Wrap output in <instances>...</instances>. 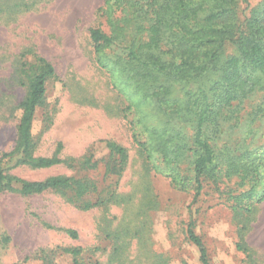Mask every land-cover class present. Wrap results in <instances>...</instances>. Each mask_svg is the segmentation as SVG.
<instances>
[{
	"label": "rangeland",
	"instance_id": "obj_1",
	"mask_svg": "<svg viewBox=\"0 0 264 264\" xmlns=\"http://www.w3.org/2000/svg\"><path fill=\"white\" fill-rule=\"evenodd\" d=\"M104 1L0 0V159L11 182L0 189V264H201L189 222L211 264H264V91L204 123L214 165L191 204L195 117L185 91L196 87L136 75L119 41L99 65L89 32L109 33ZM41 60L53 75L31 120V156L63 162L45 169L17 148ZM49 177L84 188L21 195L24 182Z\"/></svg>",
	"mask_w": 264,
	"mask_h": 264
},
{
	"label": "trees",
	"instance_id": "obj_2",
	"mask_svg": "<svg viewBox=\"0 0 264 264\" xmlns=\"http://www.w3.org/2000/svg\"><path fill=\"white\" fill-rule=\"evenodd\" d=\"M113 1L118 4L116 9ZM103 6L109 33L100 29L89 32L99 65L103 50L119 41L127 44L125 57L136 75H163L184 87L193 83L196 87V92L185 91V109L195 117L193 204L200 195L201 178L214 165V152L208 143L204 123L212 121L231 102L244 98L251 91H264V0L255 4L250 0H105ZM163 55L168 58L164 60ZM41 62L43 70L30 80L28 93L20 105L17 148L22 149L28 164L45 169L63 162L56 156L37 159L31 156V120L44 95V84L53 75L52 66ZM136 85L140 87V82ZM141 88L138 91H146L143 85ZM164 144L167 142L161 141L155 148L158 147V152L167 159ZM108 147L116 148L119 154L123 151L114 144ZM258 159L262 163L263 158ZM1 170L0 159V189L10 187V180ZM72 186H77L78 191L84 188L81 181L49 177L43 181L24 182L20 193L39 195ZM263 201L264 194L257 203ZM186 237L198 249L200 263L211 264L201 239L193 231L192 222L186 226ZM239 239L237 248L243 250V239L241 236Z\"/></svg>",
	"mask_w": 264,
	"mask_h": 264
}]
</instances>
